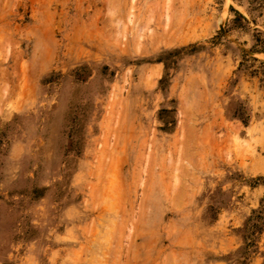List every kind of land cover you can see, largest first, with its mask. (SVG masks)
Here are the masks:
<instances>
[{"label":"rangeland","instance_id":"374dc122","mask_svg":"<svg viewBox=\"0 0 264 264\" xmlns=\"http://www.w3.org/2000/svg\"><path fill=\"white\" fill-rule=\"evenodd\" d=\"M0 264H264V0H0Z\"/></svg>","mask_w":264,"mask_h":264}]
</instances>
